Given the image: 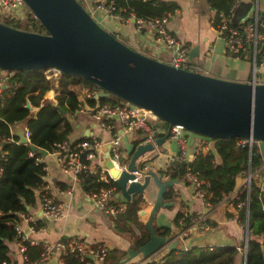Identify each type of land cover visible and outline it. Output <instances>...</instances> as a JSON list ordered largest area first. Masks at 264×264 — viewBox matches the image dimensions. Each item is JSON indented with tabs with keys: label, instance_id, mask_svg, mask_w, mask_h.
<instances>
[{
	"label": "water",
	"instance_id": "obj_1",
	"mask_svg": "<svg viewBox=\"0 0 264 264\" xmlns=\"http://www.w3.org/2000/svg\"><path fill=\"white\" fill-rule=\"evenodd\" d=\"M24 2L45 32L37 33L0 22L1 70L55 69L80 76L99 89L95 99L115 96L152 111L168 125L165 135L154 144L138 146L120 130L123 146L130 156L128 171L120 173L105 157V168L119 189L117 196L133 202L151 181L157 188L156 199L145 222L148 240L137 249L129 248L115 264H127L139 255L148 258L166 247L168 250L191 247L197 238L190 239L185 246H178V240L157 234L152 226L158 210L172 204L163 201V194L179 181L162 182L152 171L145 172L142 181H135L132 171L138 170L136 161L168 139L170 129L175 125L214 140L244 138L258 141L264 159V82L223 79L155 59L124 44L114 32L101 26L78 0ZM197 51L196 46L189 51L191 59L197 56ZM26 107L32 109L29 103ZM17 136L20 144L28 143L22 131H18ZM28 147L42 156L48 154L47 150L34 144L29 143ZM41 214L40 209L37 216ZM27 231L28 228H24V232ZM55 261L53 258L49 264H55Z\"/></svg>",
	"mask_w": 264,
	"mask_h": 264
},
{
	"label": "crops",
	"instance_id": "obj_2",
	"mask_svg": "<svg viewBox=\"0 0 264 264\" xmlns=\"http://www.w3.org/2000/svg\"><path fill=\"white\" fill-rule=\"evenodd\" d=\"M247 1L251 4V11L246 18L250 16L253 10L252 0ZM156 2L173 5L174 9L170 11L171 17L168 20L167 28L189 48V51L195 46L198 48L197 56L190 59L199 72L239 82L251 81L252 61L249 54L234 56L228 53L222 36L218 35L214 28L213 21L217 11L212 0H156ZM260 8L264 9V0H260ZM101 21L114 32L119 40L129 47L145 52L158 60H163L166 57L165 49L155 44L147 31L137 32L132 22L118 23L114 19L109 18H104ZM109 22L112 24L109 25ZM258 76L259 80L257 82H264V68L259 71ZM9 77L8 71L0 69V79L4 81L5 88L9 86L7 82ZM87 93L78 94V100L83 102ZM55 95L56 91L51 89L44 96V100H51L53 104H56ZM31 107L30 117H34L39 108ZM90 110L89 107L83 106L82 109L72 115L71 128L65 136L66 142L72 143L88 137L104 143L110 138V132L100 128ZM108 121L120 133L121 125L119 119L113 117L112 120ZM115 121L118 122V125L115 124ZM157 128L156 139L165 135L168 126L159 122ZM26 129L27 120L10 125L11 136L8 141H14L13 137H17L18 140L16 142L19 143L17 132L22 131L25 133ZM159 133L164 135L157 136ZM126 135L132 143H135L138 139V135ZM181 137L186 140V158L191 161L197 153V143L204 138L183 130H181ZM193 137L194 140L192 141ZM106 152L107 145L102 147V150L97 153L95 159L90 163V168L93 170L98 169L101 175L104 174L103 167H105ZM179 152L180 148L177 139L169 136L160 146H155L153 151L146 152L138 160L139 162H145L148 169L159 175L158 171L170 163L169 158L178 155ZM202 152L203 154L209 152L215 154V140L209 139L207 146L202 149ZM215 161L219 163L221 158L216 155ZM41 162L45 165L46 185L49 186L55 199L66 205V212L65 216L58 220L44 218L42 214L38 217L37 214L41 209L38 194L41 189L38 190L35 204L27 209V212L34 216L36 229L35 231L26 232L30 240L41 244L44 241L77 238L90 244H102L108 249L107 258L104 262H95V264H110L112 257L122 258L126 255V251L129 248L135 249V242L144 233L142 227L147 221L148 214L157 196V188L152 181L148 184L144 193L136 196L133 202L126 201L123 197L117 196V193L115 194L114 198L117 203L125 204L126 207H128V204H134L133 206L137 208L136 220L131 221L128 219L127 210L117 217H110L96 208L88 199L87 191L81 186L80 181H76L71 174L64 173L56 154L48 152L46 156L41 155ZM247 175L248 169L241 172L236 178L234 190L214 206L205 202L197 194L192 182L185 177L180 180L177 179L179 183L174 184L171 189L172 197L163 199L164 202H172V204L158 210L152 220L153 228L155 230L157 228H165L170 237L177 238L176 234L181 228L179 221L176 220L178 214L183 216L202 214L205 217L208 228L206 230H198L187 241L179 239L178 246L187 245L192 238H197L192 243V246L197 247L234 246L237 248L238 253L232 264H245L248 227L247 222L244 225L239 219L238 212L240 207L238 203L240 202V193L242 189H245L244 183ZM255 180L258 182L259 188L261 187L260 189L264 191L262 180L259 178H255ZM19 222L24 231V228L27 227L26 223L21 218ZM22 244L24 242L19 239L7 241L9 249L8 264H24L26 259L33 261L38 257L41 251L40 245L26 246L25 251L22 252L20 249ZM168 251L166 247L154 254L151 259H160ZM55 259V264H80L73 257ZM141 259L143 258L139 255L131 262H138ZM52 260L53 258L50 261Z\"/></svg>",
	"mask_w": 264,
	"mask_h": 264
},
{
	"label": "trees",
	"instance_id": "obj_3",
	"mask_svg": "<svg viewBox=\"0 0 264 264\" xmlns=\"http://www.w3.org/2000/svg\"><path fill=\"white\" fill-rule=\"evenodd\" d=\"M233 1L212 0L217 11L213 25L218 22V13H226ZM127 5L133 7L138 16H159L165 11L170 12L174 9L170 3H159L156 0L146 2L133 0ZM21 29L37 33L45 32L39 22L37 25L33 24ZM47 70L49 69L13 71V75L7 80L9 86L6 88V94L8 95L0 107V166L2 168L0 174V264L8 261L7 241L18 239L14 229V225L20 220L17 213L27 212V207L33 206L36 202V192L46 184V172L43 170L45 165L43 162L36 161L41 154L34 151L30 156L31 150L28 145L17 143V137H13L14 141H8L11 136L10 125L27 120L30 143L37 148L54 153L57 150L56 145L65 141V136L71 128V117L76 111L83 106L94 108L97 104L112 101L109 97L98 100L94 97H85L84 101L80 102L77 98L78 94L99 89L76 75L59 72L57 75L46 76ZM51 89L56 91L55 100L59 108L53 104V101L44 100V96ZM27 103L39 108L34 117H30L31 112L26 107ZM163 135L159 133L157 136ZM235 141L236 139H217L215 154L198 152L187 163L179 160L170 162L158 171V177L164 182L166 181L163 179L164 174L168 175V180H180L188 171L194 173L200 181H203L200 188L204 191L205 202L214 206L223 195L234 190L236 178L241 172L249 167L253 171L261 164V154L256 144L249 152L247 147L236 146ZM216 155L221 158V162L215 161ZM80 183L86 191L103 185L98 174L82 178ZM171 189L172 187L167 188L163 199L172 197ZM240 194V201L244 204L240 207L238 215L241 223L245 225L247 222L248 227L246 264H264V191L259 188L257 180L252 179L249 192L242 189ZM133 205L128 204L125 209L131 221L136 220L137 216V208ZM182 217V214H178L176 220L180 221ZM190 217L192 215L185 218L186 225L189 224ZM142 228L144 233L136 240L135 249L149 238L146 226ZM154 231L159 235H168L165 228H157ZM237 253V248L234 246L197 247L193 245L186 250H169L160 259H153L147 264H232ZM111 259L110 264H115L121 258L112 257Z\"/></svg>",
	"mask_w": 264,
	"mask_h": 264
},
{
	"label": "built area",
	"instance_id": "obj_4",
	"mask_svg": "<svg viewBox=\"0 0 264 264\" xmlns=\"http://www.w3.org/2000/svg\"><path fill=\"white\" fill-rule=\"evenodd\" d=\"M79 1V0H78ZM86 2L85 9L95 19H114L118 23L132 22L137 32L147 31L153 42L162 46L166 51V57L162 62L170 64L177 68L189 69V48L181 42L174 34H172L168 28L167 23L171 17V13L165 11L159 16H138L133 7L127 5L129 1L133 0H83ZM146 2L149 0H137ZM80 2V1H79ZM253 10L250 16L240 22L232 23L231 15L239 0H234L226 13L221 12L218 15V22L214 25V28L218 35L222 36L226 51L234 56H240L249 54L252 61V78L253 82L259 80V71L264 68V9L260 8V0H252ZM24 0H0V16H11L12 24L2 22L9 26H18L19 21L25 18L24 15ZM21 29V28H20ZM9 76L13 75V71H8ZM59 71L55 69H49L45 72L46 76L50 74L57 75ZM98 91L88 92L86 98L95 97ZM6 94L5 83L0 79V107L3 105ZM90 112L97 120V124L100 128L110 132V138L106 142H101L95 138H84L72 143L66 141L57 144V150L53 153L56 154L60 160L61 168L64 173L71 174L76 181H81L82 178H86L91 174H98L99 180L103 182V185L96 189L87 191L86 195L90 202L102 211L104 214L110 217H117L125 212L126 205L117 203L115 201V194L119 192L117 185L114 182L108 169L104 168V174L101 175L97 170L90 168V163L95 159L98 152L102 150V147L107 145L106 156L111 161L113 166L121 173L128 171V164L130 156L127 154L125 147L121 140V134L117 132L113 124L108 120H112L114 116L120 121L121 130L124 134L138 135L135 146L153 143L156 140L157 126L160 119L150 110L137 107L118 99L117 101L104 102L97 104L94 108H90ZM181 130L183 128L179 125L171 127L170 134L172 138H176L179 143L180 152L178 155L169 158L170 162L179 160L185 163L189 162L186 158L185 146L186 140L181 137ZM24 136L29 140L28 129L25 130ZM197 143L196 152H202L207 146L209 138H205ZM236 146L249 149L251 152L253 146H258L259 142L252 139L237 138L235 141ZM31 151L29 155L33 153ZM4 156V155H2ZM261 164L253 171L248 168V175L245 179L244 188L246 192H249L250 182L252 179L261 176V180L264 174V159L261 156ZM37 162H41V157L36 159ZM138 170L132 171L136 176L135 181H142L145 172L151 171L145 165V162L136 161ZM45 171V167H43ZM2 168L0 166V174ZM46 172V171H45ZM82 175V176H81ZM187 180L192 182L196 188L197 194L204 199V191L201 190L203 181H200L196 175L190 171L184 176ZM164 180H168L167 174L163 176ZM262 183L264 184L263 180ZM261 188V187H260ZM229 194V193H228ZM228 194H225L220 199L223 200ZM40 199V206L42 210V216L47 219L58 220L65 216L66 205L55 199L52 191L48 185H43L41 191L38 194ZM244 203L239 202L238 206L241 207ZM19 218L26 223L28 232L35 231L34 216L28 212L17 213ZM188 215H184L179 223L181 228L177 232V238L171 236V240L187 241L198 230H206L208 228L205 217L202 214H196L189 218V224H185L184 220ZM17 237L20 241L24 242L21 245V251L24 252L26 246L37 245L38 243L28 238V233H25L21 227V223L18 222L14 225ZM27 244V245H26ZM41 251L38 257L33 260H27L24 264H48L52 258L64 259L67 257H73L80 264H95V262H104L107 258L108 249L102 244H90L85 240L77 238L58 239L56 241H44L41 244ZM153 256V255H152ZM143 258L138 262H128L127 264H147L153 259L151 257ZM1 264H8L7 261H3Z\"/></svg>",
	"mask_w": 264,
	"mask_h": 264
},
{
	"label": "rangeland",
	"instance_id": "obj_5",
	"mask_svg": "<svg viewBox=\"0 0 264 264\" xmlns=\"http://www.w3.org/2000/svg\"><path fill=\"white\" fill-rule=\"evenodd\" d=\"M79 1L82 3L83 6H86V2H84L83 0H79ZM23 10H24L23 13L25 15V18H23L21 21H19L18 26L20 28H26L27 26H32L33 24L37 25L38 24V22H37L38 20L34 17L32 12L28 9V7L26 5L24 6ZM250 11H251L250 2L247 1V0H240L239 4L236 5V7H235V9L233 11V14L231 15V22L234 24V23H236L238 21H241V20L245 19L249 15ZM95 20L101 26H103L105 29H107L108 31L112 32L109 29V27L107 25H105L104 22L101 21V19L95 18ZM0 21L8 23V24H12L13 23V21L11 20V16L10 15H7L6 17L0 16ZM108 24L111 25L112 23L109 22ZM189 69L193 70V71H198L196 66L192 63L191 59L189 61ZM109 99L112 100L111 102H115L119 98L110 95ZM160 122L164 123V121H162V120H160ZM115 124L118 125V122L115 121ZM183 131L185 132L186 130H183ZM186 132H188V131H186ZM256 178H259L261 180V176L260 177L258 176ZM262 180H263V178H262Z\"/></svg>",
	"mask_w": 264,
	"mask_h": 264
}]
</instances>
